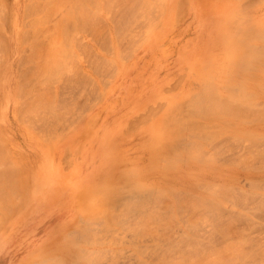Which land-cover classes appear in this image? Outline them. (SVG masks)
<instances>
[{"label":"rangeland","instance_id":"obj_1","mask_svg":"<svg viewBox=\"0 0 264 264\" xmlns=\"http://www.w3.org/2000/svg\"><path fill=\"white\" fill-rule=\"evenodd\" d=\"M27 3L23 6V0H0V26L6 34L10 31L15 4L21 16L17 27L11 32L10 40L3 32L0 34V165L4 167L1 171H5L6 167L9 174V177H4V173L2 177L0 171V177L4 178L3 182L6 179L7 186L10 184L6 188V184H3L9 195L3 199L4 203L0 200V264H39L40 261V264H51L50 258H47L51 253L61 255L68 263L81 264L68 249H62L61 243L71 239L82 244L83 249L91 251L94 248L86 238H91L92 233L97 238V249L103 250L98 264H145L158 259L164 248L167 250L165 254L169 252V247L181 249L184 243H192L198 246H195L196 249L200 248L202 259H206L203 264H216V261L219 264H264V119L252 123L258 135L255 134L251 140L246 141L247 138L242 136V143L231 138L224 144L223 138L215 139L218 143L207 139L205 143L202 141L203 146L199 149L207 153L191 146L193 152L194 149L196 153L200 152L199 155L212 153L216 157L215 165L222 164L225 170L237 171L231 190H225L219 180H211L213 184L209 185H214V191L219 192L215 193L212 186L209 192L205 188L209 190L210 186L197 187L194 189L196 194L195 191L190 192L189 195L194 194L197 200H200V196L205 199L211 193L212 196L206 200L210 201L212 197L217 199L219 208L206 201L200 212L199 207L188 209L192 215L187 214L193 218L189 223H185L186 217L182 213L187 211L185 201L191 196L182 193V187L166 178L171 179L169 176L178 174V170L195 178L197 176L194 174L198 172L190 167L184 169V165V170H169L171 174L166 175V168L173 167V163H167V160L172 158L162 163L166 170L164 174L165 170L159 165L161 163L158 164L162 157L157 159V163L150 162L151 166L160 167L152 169L148 165L150 155L147 152L153 149L148 145L151 139L164 134L162 128L152 130L148 128L149 124L152 126L160 118L158 123L163 126V117L167 114L174 115L176 119L183 117V124L187 122V103H179L176 98L188 90H197L198 86L204 87V81L198 80L202 76V66L213 55L216 63H213V70L208 67L209 71H212V75H220L218 77L224 73L227 59L219 54L220 37L230 17L242 12L244 17H239L243 25H252L257 28L254 31L264 28V0H27ZM53 19L59 21L52 36L55 39L51 37L52 31L50 34L47 31L48 27L52 28ZM254 31L251 33L258 45L263 41L257 35L259 31L256 34ZM258 54L253 56L254 64L249 65L252 68L235 70L234 74L264 79V55ZM15 91L22 95L14 100ZM32 93H35L34 96ZM36 94L41 99L50 98L57 109H38L37 112L27 109L29 97L34 100ZM19 95L16 94L17 97ZM259 98L256 99L258 103L262 99ZM262 103L255 105L253 112H258ZM196 114L195 118L192 115L193 121L201 122L203 114L200 121H196L200 119V114ZM249 114L248 118L256 116ZM227 118L224 116L226 121ZM176 119L166 122L167 126L174 124L167 127L168 132L176 129L180 133L187 124V128L194 126L190 122L191 127L187 123L181 128V121ZM224 139L227 141L228 138ZM188 143L181 152L178 151L184 161L188 157L186 152L190 153ZM162 156L164 162L169 157ZM14 161L18 162L20 175L14 170ZM144 162L151 169L146 167L143 174L139 172V165L140 170L143 169ZM12 168L14 172L10 174ZM132 169H137L138 172H135L139 175L143 174V180L150 182V188H159L157 184L166 188L163 189L164 193H160L163 196L166 194L168 199H163L171 205L174 198L171 194L175 195L171 189L173 186L175 189L179 187L176 193L181 190L177 199L184 201L181 202L184 207L181 208L182 213H176L173 219L171 216L169 219L170 212L166 207L170 204L163 202V205H169L163 210V199L156 198L161 203L157 205L152 196L156 194L154 189L144 190L149 185L144 189H141L144 185L133 188L134 185L130 183L139 175L136 176ZM147 169L148 179L161 176L156 185L152 179L148 181L146 178ZM158 169L168 177L160 173L156 176ZM198 177L203 179L200 174ZM19 178L24 180V184ZM161 194L158 196L162 197ZM134 196L139 199L135 200ZM110 197L113 198L110 212L112 210L111 214L119 217L114 218L115 222L108 228L99 218L101 211L97 212L99 217L95 220L89 212L92 208H106ZM148 197L150 201L147 202ZM219 198L221 203L218 202ZM140 199L145 200L147 206L151 203L149 207L153 212L149 209L152 213L148 214L147 207L146 214L143 215L144 209L141 214L140 208L146 205ZM136 201H142L143 205L141 202L135 206ZM7 205L11 207L7 208ZM124 205L129 209H126L127 214L122 211ZM154 212H166L169 221L162 225L163 228L152 216ZM147 215L150 219L154 218L153 223H157L149 224L150 219H144ZM88 217L91 219L88 220ZM138 218L142 224L146 222L147 226L152 225L149 232L153 233L147 231L149 227L145 230V223L141 225L140 220L138 226L134 222ZM78 224H84L86 229L77 227ZM138 228L148 233L144 232L143 235ZM152 229L157 230L154 232ZM180 239H186V242L182 244ZM40 250H44V253ZM47 250L50 252L45 254ZM220 250L224 254L219 253Z\"/></svg>","mask_w":264,"mask_h":264},{"label":"bare ground","instance_id":"obj_2","mask_svg":"<svg viewBox=\"0 0 264 264\" xmlns=\"http://www.w3.org/2000/svg\"><path fill=\"white\" fill-rule=\"evenodd\" d=\"M31 1V0H30ZM37 2H38V0H36ZM44 1H47V0H44ZM35 2V1H34ZM36 3V2H35ZM26 4H28L27 3V0H23V6H26ZM29 4H30V2H29ZM241 5V4H240ZM72 6H73V4H72ZM243 6V5H242ZM1 15H2V12L0 13ZM0 15V16H1ZM5 15V14H4ZM239 15L240 16H242V17H244L243 16V13L242 12H238V13H236L235 15H232L231 17H230V19H229V24L225 27V29L222 31V35H221V37H220V42H221V51H220V56L221 55H225L226 57L224 58V56L222 57V58H224V59H227V65H226V68H225V71H224V73L222 74V76L221 77H218V76H220V75H216V73L214 74V75H212V71L210 72L209 70L212 68V70H213V63L215 64L216 63V60H215V56L213 55L208 61H207V63L206 64H204L203 66H202V69H203V72H202V76H200V78H199V82H203L204 81V83H202L203 85L202 86H204V87H201V88H198L197 87V90L196 89H191V90H188V91H186L185 93H183L182 95H180L179 97H178V99L176 98V100L179 102V103H182V102H185V103H187L186 105H187V109H186V112H187V115H188V120L186 119V121L187 122H185V124H187V123H189L190 124V122H191V124L192 125H194L193 127H191L192 125L190 124L189 126L191 127V128H187L188 127V124H187V127H185V129H181L180 130V133H179V130H178V132H176L177 130L175 129V131L174 130H169V132H168V130L167 129H169V128H167L168 126H170V124H168V126L166 125V122L168 121V120H173V119H176V117L174 116V115H172V116H170V115H168L167 114V116H165V117H163L164 118V124H163V126H162V124H160V123H158V121H159V119L160 118H158L156 121H155V123H153V125L151 126V124H149V127L148 128H150V129H154V128H156V127H158V128H162L163 129V133L164 134H162V135H160L159 137H157L156 139H151V144H148L150 147H152L151 149L152 150H149V151H147L148 153H149V155H147L146 154V156L148 157V158H150V161L149 160H147V164H148V161H149V164L148 165H150V162L151 163H157V161L158 160H160V157H162V159H161V161L160 162H158V164L159 163H161V164H159L160 165V167L162 166V163H166V160L167 159H171L172 158V160H167V163H170V161L173 163V167H171V168H166V167H168V166H165V168H166V170H168V172L166 173V175L167 174H171V171H170V173H169V170H174V169H180V168H182L184 165H186L185 167L186 168H184V169H187L188 167H190V168H192L193 169V171L195 170V171H197L198 172V174H194V175H196L197 177L195 178V177H193V175L192 174H185V172H181L180 173V170H178L177 172H178V174H174V175H172L171 174V176H169V177H172L171 179H169V178H166L167 180H170V181H173L172 182V184H174V185H179V187H182L181 188V190H182V193H186V194H191L190 192L191 191H195L194 189H196L197 187L199 188V187H203V186H205V187H207V186H210L209 184L210 183H212L211 182V180H219L220 182H221V185L223 186V188L225 189V190H227V189H232L233 188V185H234V182H233V179H234V177H235V175H236V172L235 171H237V170H235V171H229V170H225V168L222 166V164H219V165H215L214 164V162H215V160H216V157H214V156H212V153H208L209 155H199L198 153H200V152H198V153H196L195 152V149H194V152H193V149H192V145L195 147V148H198L197 150H199V149H201L202 148V141H204V143L207 141V139H209L210 141L209 142H212L213 140H215V139H220V138H228L227 139V141L224 139H222V141H224V144H226V142H228V141H231V138L233 139V140H235V141H241L242 139H243V137L246 139V141L247 140H251V139H253L254 138V136H255V134L256 135H258L257 133H255L256 132V130H255V127L253 128L251 125H252V123L253 122H257V120L258 121H261V120H263L264 119V113H262V114H260L262 111H264L263 109H264V103H262L263 102V100L262 99H264V79H252V78H250V77H248V76H246V75H240V74H238V75H235L234 74V71L236 70L237 72L238 71H243V70H246V69H248V68H252V67H249V65H251V64H254V61H253V59H254V55L255 54H261L262 53V56L264 55V28H258L259 30H257V31H259L258 33H257V31H254L255 29H257V28H254L252 25H243L242 24V22H240V20H241V18L239 17ZM5 17V16H4ZM3 17V18H4ZM59 17H60V14H59ZM12 24L9 26V32H8V34H6L5 33V31H3L2 30V28H1V26H0V34L3 32L4 34H5V37L7 38V40H10V38H11V32L14 30V28H16L17 27V24H18V21L20 20V18H21V16L19 15V12H18V7L16 6V4H15V6H14V8H13V12H12ZM37 18H38V16H37ZM42 18V17H41ZM62 18V17H61ZM63 18H64V14H63ZM39 19V18H38ZM60 18H58V20H59ZM40 20V19H39ZM62 20V19H61ZM34 21V20H33ZM26 22V21H25ZM35 23L37 22V21H34ZM61 22V21H60ZM57 24H59V21L57 22V20H55V19H53V22H52V28H47V31H48V34H50L49 32H51L52 31V34H51V37L52 36H54V34H55V28H56V26H58ZM25 25H26V23H25ZM24 26V25H23ZM254 29H253V28ZM53 29V30H52ZM55 29V30H54ZM251 29H253V30H251ZM261 29H262V31H261ZM50 30V31H49ZM254 31V33L256 34L257 33V35H258V37L260 38V39H262V41L263 42H261V43H258V45H256V37H254V34L253 33H251V32H253ZM261 31V32H260ZM53 32H54V34H53ZM251 34H253V36L251 37L250 35ZM50 36V35H49ZM51 37H50V40H51ZM53 39H55L54 37H52ZM52 41V40H51ZM52 42H54V40L52 41ZM258 54V55H259ZM262 58V57H261ZM256 60H258V59H256ZM258 63V62H257ZM262 63V62H261ZM212 64V65H211ZM264 64V63H263ZM211 65V66H210ZM252 66V65H251ZM210 69H209V68ZM254 68H256L255 66H254ZM264 68V67H263ZM211 73V74H210ZM214 73V72H213ZM216 75V76H215ZM2 77V76H1ZM201 78L203 79V80H201ZM15 83L16 84H19V83H17L16 81H15ZM20 85V84H19ZM19 85H17V86H19ZM200 85H201V83H200ZM0 88H1V86H0ZM15 88H16V86H15ZM199 89V90H198ZM19 93L20 92H16L15 91V94H14V100H15V98L16 99H18V98H20L21 97V95L22 94H20L19 95ZM16 94H18L19 96L17 97L16 96ZM33 94V96H34V94L35 93H32ZM31 94V95H32ZM5 95V94H4ZM16 96V97H15ZM23 96H24V94H23ZM30 96V95H29ZM26 97V96H25ZM258 97H261V98H259V99H261L260 100V103H262V106L260 107V110H258V114L256 113V112H253V110L255 109V105H258V104H260V103H258L259 101L258 100H256ZM27 98V97H26ZM28 99V98H27ZM27 99H26V101H27ZM29 99H30V103H28L27 102V105H28V107H27V109H30V110H33V111H39L40 109H48V111H53V107L55 108V110L57 109V107H55L54 106V103L52 102V100L49 98V100L47 99V98H43L42 97V99H41V97L38 95V94H36L35 95V98H34V100L32 99V97L30 96L29 97ZM32 100V101H31ZM48 100V101H47ZM18 101V100H17ZM16 101V102H17ZM26 101H24V102H26ZM256 101H258V102H256ZM17 103H20L19 101L17 102ZM174 103H175V101H174ZM173 103V107L175 106V104ZM257 103V104H256ZM177 104V103H176ZM15 105H17V104H15ZM18 106H19V104H18ZM38 106L39 107H41V108H38ZM178 106V104L176 105V107ZM259 106V105H258ZM20 107V106H19ZM37 107V108H36ZM172 107V108H173ZM263 107V108H262ZM17 109H18V107H16ZM15 108V109H16ZM171 108V109H172ZM257 108V107H256ZM259 108V107H258ZM257 108V109H258ZM35 109V110H34ZM37 109V110H36ZM39 109V110H38ZM173 110H175L174 108H173ZM173 110H171V111H173ZM262 110V111H261ZM16 111V110H15ZM203 111H204V113H203ZM173 112H175V111H173ZM173 112H171V113H173ZM254 113V116L255 117H252V118H248V116H250V114L248 115V113ZM260 112V113H259ZM14 113H16V112H14ZM177 114H179L178 112H176ZM176 113H174V114H176ZM197 113H199L200 115V119L199 120H196V121H200L201 120V114H203V120H201V122H195V121H193V120H195L194 118L196 117L195 116V114ZM177 114H176V116H177ZM196 114V115H197ZM181 115V114H180ZM179 115V116H180ZM192 115H194V118H193V116ZM175 117V118H171V117ZM182 116V115H181ZM198 116V115H197ZM224 116H227L228 118H230V120H232L233 122H229L228 121V118H227V121L224 119ZM167 117V118H166ZM165 118H166V120H165ZM223 118V119H222ZM22 119H23V117H22ZM179 119V121H181L182 119H184L183 117L182 118H180V117H177V119L176 120H178ZM196 119H198V118H196ZM176 120H174L175 122H176ZM185 120V119H184ZM226 121V122H224V121ZM33 121V120H32ZM32 121H30V122H32ZM179 121H177L176 123H178ZM174 122V123H175ZM193 122H195V124L193 123ZM229 123V124H228ZM173 124V123H172ZM179 124V123H178ZM176 125V127L177 126H181V128H184V126H185V124H183L182 123V121L180 122V124L179 125ZM182 124V125H181ZM231 124V125H230ZM184 125V126H183ZM151 126V127H150ZM171 126H174V124L173 125H171ZM170 126V127H171ZM183 126V127H182ZM150 129H148L149 131H150ZM257 129V128H256ZM183 130H186V131H188V132H184ZM228 136V137H227ZM243 136V137H242ZM186 141V143H187V141H189V143H190V149H189V147L187 148V149H189L190 150V153L188 154V151L186 152L187 153V155L186 156H188L187 157V159L184 161V159H181L180 158V156H179V152L178 151H180L182 148H183V146L186 144H184V142ZM221 141V140H220ZM239 141L237 142V143H239ZM208 142V143H209ZM214 142H217L216 140L214 141ZM249 142V141H248ZM189 143L187 144L188 146H189ZM218 143V142H217ZM231 144H232V142H230ZM241 143H242V141H241ZM220 144H221V142H220ZM224 144H223V146H224ZM249 144V143H248ZM202 145V146H201ZM207 145V144H206ZM230 145V144H229ZM251 145V144H250ZM185 148V147H184ZM249 148H250V146H249ZM191 149H192V151H191ZM199 151H204V152H206L207 153V151H205V150H199ZM250 151V150H249ZM181 152V151H180ZM193 152V153H192ZM204 152H202L203 154H205ZM192 153V154H191ZM194 153H196V155H194ZM178 154V156H176ZM198 154V155H197ZM246 154V153H245ZM248 154V153H247ZM246 154V155H247ZM162 155H168L169 157H167L166 159H165V162H164V158H163V156ZM184 155V154H183ZM253 155H256V153L255 154H252V155H250V156H253ZM202 156V157H201ZM248 156V155H247ZM247 156H246V158H247ZM151 157H152V160H151ZM159 157V158H158ZM2 158H5V157H2ZM146 158V157H145ZM239 159H241L240 157H238ZM242 158H243V156H242ZM6 159H7V157H6ZM17 159V158H16ZM158 159V160H157ZM235 160H237V159H235ZM242 160V159H241ZM247 160V159H246ZM17 161H19V160H17ZM153 161V162H152ZM10 162H12V161H10ZM15 162V168H14V170L17 172H15L17 175H20V174H18V168H19V166H17V164H18V162H16V161H14ZM142 162V161H141ZM231 162H234V160H232ZM236 162H238V163H240V161H236ZM241 162H243V161H241ZM244 162H245V159H244ZM1 163V162H0ZM146 162H144V163H142V164H144L145 165V167H143V169H141L140 170V165H139V172L140 173H143L144 174V169L147 167L148 169H149V167L151 166H147L146 164H145ZM172 163H170V164H172ZM237 164V163H236ZM13 165L14 164H12V167H13ZM20 165V164H19ZM238 165V164H237ZM264 165V164H263ZM17 166V167H16ZM141 167V168H142ZM152 167V169H153V167H154V169H156V168H160V167H156V166H154V165H152L151 166ZM151 167H150V169H151ZM162 168V170H165L164 168H163V166L161 167ZM181 169V170H184V169ZM4 169V167H3V165H0V171L1 170H3ZM138 169V168H137ZM137 169H132L134 172L137 170ZM145 170V172H147V171H149V170ZM192 169H190V170H192ZM256 169V168H255ZM7 170V168L5 167V171ZM157 170V169H156ZM160 169H158V173H157V175L156 176H159L160 174H162V176L163 177H165L164 175H163V173L165 174V172H166V170L162 173V171L160 172L159 171ZM189 170V172L190 173H192L191 171ZM5 171H1L2 173H1V175H2V177H3V174L5 173V175H4V177L5 176H7V177H9L8 175L9 174H7V171L5 172ZM9 171V170H8ZM131 171V170H130ZM152 171V170H151ZM154 171H152V172H154ZM185 171H187V170H185ZM14 171H13V168H12V172L10 171V174H12ZM136 172H138V171H136ZM135 172V175L137 176V175H139V174H137ZM14 173V176L16 177V174ZM132 173V172H131ZM149 173H151V172H149ZM160 173V174H159ZM194 173V172H193ZM7 174V175H6ZM133 174V173H132ZM132 174H130V176L132 175ZM143 174L142 175H139V176H143ZM148 174V172L146 173V175ZM153 174V173H152ZM159 174V175H158ZM200 174V176L203 178L202 180L201 179H199V177H198V175ZM238 174V173H237ZM0 175V176H1ZM202 175H204V176H202ZM129 176V177H130ZM138 176V178L137 177H135L136 179H134V181L136 180V182L138 183H136V182H134V181H131L132 183H130V185H134V187L133 188H135L136 189V187H137V185H139L140 187H141V185L143 186V188L141 187V189H144V187L146 186V185H149L148 187H149V189H146V188H148V187H146L144 190H150V189H154V192H156V194L155 195H152L153 197H155V199L156 198H158V199H160V198H162L163 199V197L167 200L168 198H166L165 197V195L166 194H164V196H163V194H161L162 192L164 193V191H163V189H166V188H164V187H162V186H160V184H157L158 182V180H161L160 178H161V176H160V178L159 177H153L154 179H148V175H147V179H148V181H152V183L154 184V185H158V187L159 188H157V189H159V190H157L156 188H150V182H146L147 180H143V177L142 178H140ZM149 176H150V174H149ZM12 177V176H11ZM15 177H13V178H15ZM19 177H21V176H19ZM132 178H133V176H131ZM130 177V178H131ZM145 177V176H144ZM152 177V176H151ZM166 177H168V176H166ZM1 178V177H0ZM13 178H9V180H11L12 181V179ZM145 178V179H146ZM4 179V178H3ZM2 178H1V180H0V200H1V202H3L4 203V201H3V199H6V195L8 194L7 193V189H4V187L5 186H7V184H6V179H5V181L3 182L2 180H3ZM20 180H22V183L24 182V180L22 179V178H19ZM14 180V179H13ZM18 180V179H17ZM20 180H18V181H20ZM166 181V180H165ZM164 181V182H165ZM170 181H168V182H170ZM216 181V182H217ZM14 182V181H13ZM17 182V181H16ZM21 182V181H20ZM161 182V181H160ZM215 182V181H214ZM251 182H254V181H251ZM6 184V185H4V187H2L3 186V184ZM22 183H20V184H22ZM151 183V186H153V184ZM256 183L258 184V181H256ZM17 184H19V182H17ZM19 184V185H20ZM24 184V183H23ZM180 184L182 185V186H180ZM213 184V183H212ZM252 184V183H251ZM10 185V184H9ZM8 185V186H9ZM15 185H16V183H15ZM129 185V186H130ZM7 186V187H8ZM14 186V185H13ZM12 186V189L14 188ZM23 186V185H22ZM138 186V189L140 188ZM173 186V185H172ZM214 189H213V191L214 190H216L215 188L216 187H214V185H211ZM209 187V190H208V187L207 188H205L208 192L209 191H211L210 190V188H212V187ZM11 187V186H10ZM9 187V188H10ZM17 187V186H16ZM175 186H173L172 187V189H171V191H173V192H171V193H173V194H175V195H172L171 194V196H174V198L172 199V205L170 204V202H165V199H163V200H161L162 201V207L164 206V209L163 210H165V207L166 206H169V205H163L164 203L163 202H165V204L167 203V204H170V206L169 207H166V210H167V208H168V212H170V215H169V213L167 212V214L169 215L168 216V218L171 216V218L172 217H175L176 216V213L177 214H181L182 213V210H181V208L183 207V203H181V202H184L183 200L182 201H179L178 199V194H179V192L181 191H177L178 193H176V190H178V189H180L179 187H176V188H178V189H175L174 188ZM201 187V188H202ZM6 188V187H5ZM184 188V189H183ZM16 189V188H15ZM129 189V188H128ZM137 189V190H138ZM155 189H156V191H155ZM174 189H175V191H174ZM204 189V188H203ZM161 190V191H160ZM234 190V189H233ZM152 191V190H151ZM159 191V192H158ZM212 191V193L213 194H215L216 192H219V191H214L213 192ZM11 192V191H10ZM12 192H14V191H12ZM153 192V191H152ZM161 192V193H160ZM244 192V191H243ZM6 193V194H5ZM160 195H162V197L161 196H158V194ZM168 193H169V191H168ZM181 193V192H180ZM246 193V192H245ZM193 194V193H192ZM194 194H196V191H195V193ZM189 195V197L191 196V198H189V199H187L186 201H185V209L187 210L186 212H184L183 211V216L184 217H186V221H185V223L186 222H190L193 218H191L190 216L192 215H190V213H188V209H190V210H192V209H196L197 207H199V210H198V212H200V208L203 206V204H205V202L207 201L208 203L211 201V206H213V207H215V206H217V208H219V205H218V203H217V199H216V197H215V199L216 200H214V198L212 197V198H210V201L209 200H206L207 198H209L210 197V195L212 196V194L211 193H208V194H210L209 195V197H206L205 199H204V197H202L201 198V196H200V200H197V196H195V195ZM9 195V194H8ZM10 195H11V193H10ZM18 195V194H17ZM131 195V194H130ZM158 197H157V196ZM167 195H169V194H167ZM14 196V195H13ZM16 196V195H15ZM187 196V195H186ZM186 196H184V197H186ZM193 196L196 198H194V199H192L193 198ZM199 196V195H198ZM207 196V195H206ZM215 196V195H214ZM243 196H244V193H243ZM114 197V196H113ZM129 197V196H128ZM182 197V196H181ZM188 197V196H187ZM14 198V197H13ZM127 198V197H126ZM178 198V199H177ZM9 199V198H8ZM16 199V198H15ZM17 199H18V197H17ZM125 199V198H124ZM129 199V198H128ZM133 199V198H132ZM134 199H135V196H134ZM137 199H139V198H137ZM137 199H135V200H137ZM143 199H145V197L143 198ZM143 199H140V200H142V201H144V205H146V203H145V200H143ZM154 199V198H153ZM184 199V198H183ZM249 199V198H248ZM113 200V198L112 197H110L109 199H107V204H106V208H102V209H99V210H97L96 208H92L91 210H90V215L94 218H92L93 220H95V218H98L97 217V212L99 211V213H100V211H101V215L102 216H100L99 218L100 219H102V221H103V223L104 224H106L105 226L106 227H110L111 226V223L112 222H115V221H113V219L114 218H116V217H114L113 215H114V213H112L111 214V212H113L112 210H111V212H110V207H111V201ZM127 200V199H126ZM146 200H147V202L148 201H150L149 200V197H148V199L146 198ZM151 200H152V198H151ZM157 200V199H156ZM155 200V202H159L158 200L156 201ZM17 200H15V202H16ZM141 201V202H142ZM154 200H152V202H153ZM127 202V201H126ZM140 201H136V204H135V206L137 205V203H138V205H139V203H141ZM219 203H221L222 201H221V198H219V201H218ZM160 203V202H159ZM159 203L157 204V205H159ZM110 204V205H109ZM150 204L151 203H149V206H150ZM161 204V203H160ZM4 205V204H3ZM15 205V204H14ZM127 205H129V204H127ZM143 205V202H142V204H141V206ZM148 205V204H147ZM142 206L140 209H142V211H141V214H142V212H143V209H144V211H145V209L147 208L149 211V213L148 214H150V213H152L153 212V210L151 209V207H149V206ZM153 205H155L154 203H153ZM206 205V204H205ZM205 205L202 207V209L205 207ZM5 206V205H4ZM133 206H134V204H133ZM134 206V207H135ZM152 206V205H151ZM10 207H11V205H10ZM10 207H8V205H7V208H10ZM125 207H127L126 205H124V208ZM143 207H145V208H143ZM220 207H221V205H220ZM6 208V209H7ZM123 207H122V211L124 212L125 211V213L127 212V213H129L128 211H126V209L127 210H129L128 209V207L127 208H125L124 209ZM129 208H130V206H129ZM132 208V207H131ZM152 210V212L150 211V209ZM169 208H171V209H169ZM184 208V207H183ZM216 208V209H217ZM147 209H146V211H147ZM155 209V208H154ZM214 209V208H213ZM170 210V211H169ZM205 210H206V208H205ZM122 211H121V213H122ZM146 211L145 212H143V215H144V213L146 214ZM181 211V212H180ZM202 211V210H201ZM217 211L215 210V213H216ZM98 213V215H100ZM126 213V214H127ZM163 213H165V215H163ZM154 212L153 214H152V216L155 218V220L158 222V225L160 224L161 225V227H162V225H164L165 224V222H167V221H169V219H171V218H169V219H167V216H166V212ZM190 215H188V214ZM192 213V212H191ZM209 213H210V211H209ZM202 214V213H201ZM200 214V215H201ZM217 214V213H216ZM111 216H113V218L111 217ZM125 216V215H124ZM123 216V217H124ZM142 216V215H141ZM140 216V217H141ZM146 216V215H145ZM148 217H144V219L146 218H149V215H147ZM179 216H181V215H179ZM119 217V216H118ZM200 217V216H199ZM199 217H197L198 219H199V222H200V218ZM87 218V217H86ZM85 218V219H86ZM154 218H152V219H150L149 221H148V219L146 220V221H148L149 222V224H150V222H151V224L153 223V219ZM191 218V219H190ZM196 218V217H195ZM201 218H202V215H201ZM89 219H91V217H88V220ZM143 219V218H142ZM173 219V218H172ZM187 219H190V220H187ZM80 220V219H79ZM84 219H82L81 221H83ZM140 219L138 218L137 220H135L134 222L135 223H137V225L138 226H140V224H138V221H139ZM153 220V221H152ZM1 221V220H0ZM81 221L79 222V223H81ZM85 221V220H84ZM141 221V220H140ZM139 221V223H141V225H143L144 223L146 224V222H144L143 224H142V221L140 222ZM197 221V219L195 220V222ZM78 222V221H77ZM157 222H155V223H153V225L154 224H156ZM172 222V221H171ZM174 222V221H173ZM194 222V221H193ZM86 223H87V221H86ZM168 223H170V222H168ZM197 223V222H196ZM90 224V223H89ZM98 224V223H97ZM100 224H102V223H100ZM132 224H134V223H132ZM144 224V226L143 227H145V230L147 229L146 227H149L150 228V226H152V225H149V226H147V224L145 225ZM174 224V223H173ZM74 225V224H73ZM92 226H93V224H91ZM172 225V224H171ZM75 226V225H74ZM77 227H79V228H84V229H86V227H85V225L83 224V225H80V224H78V225H76ZM87 226V225H86ZM90 226V225H89ZM108 227V228H109ZM137 227V226H136ZM156 227V226H155ZM73 228V227H72ZM79 228H78V231H79ZM88 228V227H87ZM94 228V227H93ZM130 228V227H129ZM131 228H132V226H131ZM163 228V227H162ZM168 228V227H167ZM220 228H222V227H220ZM83 229V230H84ZM105 228H103V230H104ZM139 230H140V228H138ZM152 230H154V229H152ZM157 230V229H156ZM156 230H154V232L156 231ZM159 230V229H158ZM93 232L95 231V230H92ZM114 231V230H113ZM135 231V230H134ZM141 232H142V234L144 233V232H146V231H144L143 232V230L141 229L140 230ZM148 232L149 231H151V228H150V230H147ZM160 231V230H159ZM190 231V230H189ZM77 232V231H76ZM84 232V231H83ZM96 232H97V230H96ZM115 232H117V231H115ZM148 232H146V233H148ZM164 232V231H163ZM221 232H223V230L221 231ZM95 233V232H94ZM149 233H153V232H149ZM165 233V232H164ZM184 233V232H183ZM89 234V233H88ZM168 234V233H167ZM224 234V233H223ZM92 235L94 236L95 234H93L92 233ZM144 235V234H143ZM165 235V234H164ZM90 235H88L87 237H89ZM93 236H91V238L89 237V238H86V241L87 242H90L91 243V246L94 248V249H92L91 251H89L88 249H86V251H85V249H83V245L82 244H80V243H78V242H75V241H71V239H68V241H63L62 243H61V245H62V249L64 250V249H68L70 252H71V254L76 258V259H78V261L81 263V264H98L99 263V261H100V259H101V257L103 256V253H101V252H103V250L100 248V249H97V246L95 245L97 242H95L96 241V239H95V236L93 237ZM97 236H98V234H97ZM145 236H146V234H145ZM169 236V235H168ZM188 236V235H187ZM186 236V237H187ZM93 237V238H92ZM185 236H183V238H184ZM180 238H182V237H180ZM182 238V239H183ZM87 239H89V240H87ZM182 239H180L179 241H182L181 243L183 244V242L186 240V239H184V241L182 240ZM113 241V240H112ZM117 241V240H116ZM187 241H188V239H187ZM100 242V241H99ZM98 242V243H99ZM186 242V241H185ZM188 243V242H187ZM185 244L186 243H184L183 245H184V247H182L181 249L180 248H174V247H169V252H165V254H164V251L166 250L165 248H164V251H163V253H161L160 254V256H158V259H156L155 257V261H149V260H151V259H149V260H147V261H149V262H145V264H203V262H205L206 261V259L205 260H203L204 258L202 257L203 255H201L202 253H201V251L200 250H198V249H200V248H195V246L196 245H193L192 243H188V244H186L187 246L185 247ZM192 244V245H191ZM169 246V245H168ZM175 246V245H174ZM84 247H86V246H84ZM196 247H198V246H196ZM176 249V250H174V249ZM225 248V247H224ZM223 248V249H224ZM229 248H231V247H229ZM83 249V250H82ZM114 249V248H113ZM163 249V248H162ZM173 249V250H172ZM228 249V248H227ZM226 249V250H227ZM46 250V249H45ZM111 250V249H110ZM115 250H118V249H115ZM125 249H123L122 251H124ZM170 250H172V251H170ZM225 250V249H224ZM232 250V249H231ZM42 250H40V252H41ZM85 251V252H84ZM167 251V250H166ZM48 252H50L49 250H47V252H45V254L47 253L48 254ZM216 252H219V251H216ZM215 252V253H216ZM223 253V250L221 251L220 250V252L219 253ZM229 252H231L230 250H229ZM42 253H44V250L42 251ZM118 253V252H117ZM116 252H115V254H117ZM214 253V254H215ZM225 253H226V251H225ZM113 254H114V252H113ZM164 254V255H163ZM213 254V255H214ZM224 254V253H223ZM39 255H41V253L39 254ZM226 255H227V253H226ZM157 256V255H156ZM214 257H215V255H214ZM46 258V257H45ZM44 258V259H45ZM47 258H50L49 259V261L51 262V264H73V263H71L72 261H69L70 263H68V262H66L64 259L65 258H62V256L61 255H58V254H53V253H51L50 254V257L48 256ZM203 258V259H202ZM216 258V257H215ZM228 258V257H227ZM43 259V261H46V260H44ZM201 259H202V261H201ZM217 259H220V258H217ZM221 260V259H220ZM144 261V260H143ZM146 261V260H145ZM222 262H223V260H221ZM220 261V262H221ZM41 262V261H40ZM40 262H39V264H40ZM103 262V261H102ZM45 264H46V262H44ZM43 263V264H44ZM42 264V263H41ZM47 264H48V262H47ZM205 264V263H204ZM216 264H219V262H217L216 261Z\"/></svg>","mask_w":264,"mask_h":264}]
</instances>
